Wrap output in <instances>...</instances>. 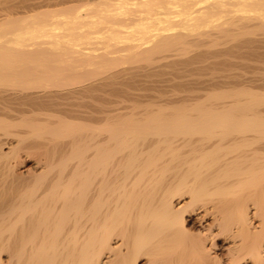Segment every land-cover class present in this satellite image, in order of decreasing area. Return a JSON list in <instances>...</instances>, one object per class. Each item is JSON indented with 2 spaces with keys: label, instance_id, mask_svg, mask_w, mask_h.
<instances>
[{
  "label": "bare ground",
  "instance_id": "6f19581e",
  "mask_svg": "<svg viewBox=\"0 0 264 264\" xmlns=\"http://www.w3.org/2000/svg\"><path fill=\"white\" fill-rule=\"evenodd\" d=\"M254 59L264 0H0V264H264Z\"/></svg>",
  "mask_w": 264,
  "mask_h": 264
},
{
  "label": "rangeland",
  "instance_id": "374dc122",
  "mask_svg": "<svg viewBox=\"0 0 264 264\" xmlns=\"http://www.w3.org/2000/svg\"><path fill=\"white\" fill-rule=\"evenodd\" d=\"M252 60H250V62L248 61V60H240L239 61V63H238V65H236V66H234L235 68H237V67H239V68H237V69H235V68H232V70L231 71H233L232 73H234L235 71V76L237 77V78H241V77H244V78H242V79H254L255 81V83L256 84H261L262 82H263V79L264 78H262V80H261V77H264V60H256V59H254L253 61L254 62H251ZM260 63H259V62ZM221 69H223V70H221ZM204 70V71H203ZM215 70V69H214ZM203 71V72H202ZM208 71H210V72H208ZM216 72H213L212 71V69H202V70H200V72H202V73H200L199 72V75H202L203 77H210V76H212V75H215L216 73V75H218V74H221L222 73V71H223V73L225 72H228L227 70L225 71V69L224 68H218L217 70H215ZM238 71V72H237ZM212 73V74H211ZM238 73V74H237ZM237 75H240V77L239 76H237ZM191 76H193V75H191ZM196 76V75H195ZM247 76V77H246ZM250 76V77H249ZM249 77V78H248ZM168 86V85H167ZM161 87H163L162 89H161ZM160 87V90H162L163 91V93H162V91H158V89H157V91L158 92H160V94L162 93L163 95L161 96V98H164L167 94V96L168 97H173V98H175V99H177V98H181V97H188V98H192L196 93L198 94V95H203L202 93H203V91H202V93L201 92H194V91H189V90H185L184 88H180V89H178V88H175V87H172V88H170V87H166V86H161ZM164 87H166V88H169V89H165ZM174 89V90H173ZM256 89V90H255ZM255 89H253V90H251L252 92H250V93H247V92H249V91H237V92H239V94H241V95H239L241 98H242V101H243V99H250V100H246L247 102H245V100H244V103H250V101H251V103H253V104H251V107L249 108V107H246V109H247V111L248 112H255L256 113V110H262L263 108H264V88H255ZM262 89V90H261ZM143 90V89H142ZM142 90H141V92L140 93H142L143 94V92H142ZM144 91H148L147 93L148 94H150L151 92L149 91V89H144ZM152 91V94H158L157 92H155V90H151ZM167 92L166 94H165V92ZM150 92V93H149ZM168 92H170V94L168 93ZM220 92V91H219ZM217 92V93H214V92H211V93H204V94H206V95H203V97H200L199 98V101H209V100H211V98H213V97H216V96H218L217 94H224V93H222V92ZM236 92V93H237ZM244 92H246V93H243ZM147 93H145V94H147ZM234 94V93H230L229 92V94H233V95H238V93L237 94ZM196 94V95H197ZM213 94H215V96L213 95ZM213 95V96H212ZM145 96V95H144ZM256 96V97H255ZM239 97V98H240ZM245 97V98H244ZM261 97V98H260ZM251 98H253V99H255V100H257V101H255V102H257L256 104H255V102L254 101H252L253 99H251ZM262 99V100H261ZM261 102V103H260Z\"/></svg>",
  "mask_w": 264,
  "mask_h": 264
}]
</instances>
